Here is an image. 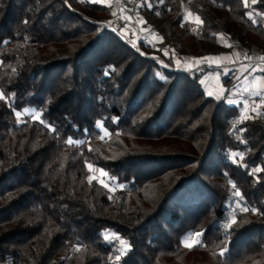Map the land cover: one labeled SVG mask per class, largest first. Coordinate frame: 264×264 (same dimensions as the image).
<instances>
[{
  "label": "trees",
  "instance_id": "16d2710c",
  "mask_svg": "<svg viewBox=\"0 0 264 264\" xmlns=\"http://www.w3.org/2000/svg\"><path fill=\"white\" fill-rule=\"evenodd\" d=\"M133 3L166 55L109 26L108 5L0 0V264H264V103L242 118L205 93L211 69L179 67L232 40L264 57V2Z\"/></svg>",
  "mask_w": 264,
  "mask_h": 264
},
{
  "label": "crops",
  "instance_id": "0c3cea01",
  "mask_svg": "<svg viewBox=\"0 0 264 264\" xmlns=\"http://www.w3.org/2000/svg\"><path fill=\"white\" fill-rule=\"evenodd\" d=\"M97 3L108 5L106 0H100ZM258 58L262 57L259 56ZM234 59L235 54L230 50L220 55L198 59V63L202 64L203 67L211 69V71L203 76L201 80L204 82L202 83V87L205 93H212L214 91V87H212L214 84L213 74L219 75V78H225L228 81L225 85L226 87L228 85V87L225 89L226 94L224 92L221 96L224 97L225 102L229 105L237 106L242 118L257 117L261 115L260 107L262 100L261 96L256 95V92L258 90L264 92V70H261L264 69V63H257L246 67L236 66L234 65ZM184 63L188 67L195 65L193 61H186ZM188 64H191V66Z\"/></svg>",
  "mask_w": 264,
  "mask_h": 264
},
{
  "label": "rangeland",
  "instance_id": "374dc122",
  "mask_svg": "<svg viewBox=\"0 0 264 264\" xmlns=\"http://www.w3.org/2000/svg\"><path fill=\"white\" fill-rule=\"evenodd\" d=\"M97 1H100V0H97ZM106 1H107L108 6H110L111 11H112V13L114 15V23L112 24V23L109 22V26H111L112 28L113 27H118L119 31H120V34L124 38H128L130 40V42L133 43V44L136 43L137 36L139 34H144L147 37V43L146 44H142L143 46H149L153 50L161 48L162 49L161 51H162L163 55L167 54V51H166V48H165V44L162 43V41L157 36V34L152 32V31H150V30H147V28H145V27L140 26L141 22L138 19V14L136 12L138 5L137 4L135 5L133 3L134 0H125L127 5H129V10H135L131 15L129 13H123L124 11H121V10H119L117 12L114 9L115 8V0H106ZM132 8H135V9H132ZM129 10H127V11H129ZM127 11H125V12H127ZM186 19H188L187 16H186ZM191 21H195V19H193ZM230 46H231V42L227 44L228 50H230ZM159 61L161 63H163L161 58H160ZM189 61L195 62V65L192 66V67H188L184 63L186 61H184V62H181L182 65H180L179 67H181L183 69H186V70H192V71H198L199 69H202V68L205 67V66L203 67L202 64L198 63L197 60H189ZM189 66H191V64ZM223 75H224V73H223ZM213 78H214V81H213L214 84L212 83L213 84L212 87H214V91H212V95L214 94V96L221 97L224 94L225 89L227 87H226L225 83L222 81V78H219V75L213 74ZM21 113H23L22 116H28V117H30L32 119H37V118H33V114L37 113L34 110L25 109ZM15 115H16V113H15ZM257 117L261 119L262 115H258ZM96 127H97V129L99 131V140L103 142L106 139V137H107V132L101 127L100 123H97ZM156 146L159 147L160 145H156ZM162 146H164V144H162ZM87 180L88 181L96 180L98 183L103 184V185H105L107 187V189H108V191L110 193V196L112 198H114L116 196L117 188H119V187L113 181L108 182L107 179H105L103 177V173L101 171H99V170L96 171L93 168H91V170H90L89 167H88V169H87ZM231 197H232V200L230 201V203L227 206V209H229V211H230V209H232L233 205H235L237 203L236 196L234 195V192H232ZM227 223H224V224L226 225ZM190 234H192V235L190 236ZM108 237H109L108 239L110 241H112L114 243L118 242L117 238L114 235L109 234ZM186 240H187V243H189L191 245L195 244L193 242V241H196L195 234L187 233L183 237L181 243H182V245L184 247H186L185 246V241ZM124 250H125V246L121 245V251L124 252Z\"/></svg>",
  "mask_w": 264,
  "mask_h": 264
},
{
  "label": "built area",
  "instance_id": "2783aa9c",
  "mask_svg": "<svg viewBox=\"0 0 264 264\" xmlns=\"http://www.w3.org/2000/svg\"><path fill=\"white\" fill-rule=\"evenodd\" d=\"M117 12L119 10L121 11H127L129 10V5H127L125 0H115V8ZM135 9V8H134ZM147 43V37L144 34H139L137 36L136 43L133 44L131 43L134 47L138 48L139 44H146ZM230 51L235 54V59H234V65L236 66H252L257 63H264V59L258 58L259 56L254 55L250 56L248 50L239 45L237 41L232 40L231 41V46H230ZM230 156L233 157L232 153H230Z\"/></svg>",
  "mask_w": 264,
  "mask_h": 264
},
{
  "label": "snow or ice",
  "instance_id": "6c2138e0",
  "mask_svg": "<svg viewBox=\"0 0 264 264\" xmlns=\"http://www.w3.org/2000/svg\"><path fill=\"white\" fill-rule=\"evenodd\" d=\"M91 2H94V3H95V2H97V0H91ZM241 2L243 3V6H244L245 8H250L252 5L257 4L258 2H264V0H241ZM246 15L249 17V19L252 18V13H251V12L246 13ZM194 22H196V23H202V21L200 20V18H199L198 16L195 17V21H194ZM209 59H211V58H209ZM261 59H264V57H262ZM261 70H264V69H261ZM201 83H204V82L201 81ZM208 94H209V95H212L211 92H209ZM256 95H257V96H261L262 103H264V92L258 90V91L256 92ZM0 99H6V97H5L3 94H0ZM22 115H23V113H21V112H19V111L16 112V117H17V119H20V117H21ZM33 118H38V114H37V113H34V114H33ZM41 122L43 123V121H41ZM67 143H68L69 145H71V144L76 143V142L73 141L71 138H68ZM232 155L235 157V156L240 155V154L233 153ZM240 159H243V156H242V155H240ZM88 167H89V169L91 170L92 166H91V165H88ZM259 171H261V169H254V172H259ZM235 187H236L235 184H233V188H235ZM234 195H235L236 197H241V193L239 192V190H236V191L234 192ZM243 211H244V212H248L249 209L244 208ZM251 211H252L253 213L256 212L255 209H252ZM231 223H232V224H235V223H236L235 217H233ZM226 227H230V225H227ZM191 235H192V234H190V236H191ZM200 235H201L200 233H196V234H195V236H197V237L200 236ZM117 239L119 240L118 237H117ZM119 242H120L121 245H124L125 247H128V246L126 245V243H125L123 240H119ZM193 242L196 243V242H198V241H193ZM185 246H186V247H191L192 245L189 244V243H187V240H186V241H185ZM220 254L223 255V254H224L223 251H222ZM117 259H119V257H117Z\"/></svg>",
  "mask_w": 264,
  "mask_h": 264
}]
</instances>
